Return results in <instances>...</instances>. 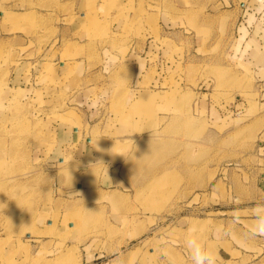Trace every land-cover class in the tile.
I'll return each instance as SVG.
<instances>
[{
    "label": "rangeland",
    "instance_id": "1",
    "mask_svg": "<svg viewBox=\"0 0 264 264\" xmlns=\"http://www.w3.org/2000/svg\"><path fill=\"white\" fill-rule=\"evenodd\" d=\"M79 1L0 0V232L14 234L17 219L28 212L36 216L53 210L57 224H74L80 244L87 243L86 251L68 253L76 263L87 252L96 256L90 264H140L146 259L193 264L186 240L194 235L211 251L214 264H219L214 252L219 253L224 238L243 253L232 256L238 264H264V93L252 63L225 57L185 60L176 48L170 60L155 62L158 69L142 84L167 89L154 94V101L170 106L155 109L154 116L141 107L137 121L131 109L121 107L125 96L120 92L110 93V101L97 88L83 93L89 108L80 111L89 118L87 133L84 126L81 133L93 139L115 138L119 132L129 139L111 174L113 203L105 198L88 201L92 205L70 203L77 197V181L67 186V172L62 183L56 173L49 176L47 169L63 168L57 158L49 159L58 149L55 130L64 115H72L69 107L81 90L65 89L58 76L60 62L84 51L67 39ZM145 1L140 0L139 12L145 7L171 9L162 0ZM249 17L251 24L264 23L263 12L250 11ZM94 30L95 39L105 36L104 26ZM38 61L46 64L35 72ZM25 62H31L21 76L28 91L15 90L11 79ZM78 62H71V73ZM88 62L94 71L96 60ZM109 82L113 78L108 76ZM65 159L66 166L72 162ZM102 202L108 208L99 207ZM111 212L121 220L110 221ZM237 232L249 248L239 246ZM137 243L144 252L124 256ZM121 247L128 251L119 256Z\"/></svg>",
    "mask_w": 264,
    "mask_h": 264
},
{
    "label": "crops",
    "instance_id": "2",
    "mask_svg": "<svg viewBox=\"0 0 264 264\" xmlns=\"http://www.w3.org/2000/svg\"><path fill=\"white\" fill-rule=\"evenodd\" d=\"M145 2L149 5V0ZM161 2L167 3L171 9L155 11L145 7L139 12L140 0H96L91 6L88 5V0H82L71 15L70 24L67 26V39L69 43L76 44L84 51L81 56H71L66 63L60 62L58 76L65 80L63 81L65 89L75 92L80 87L81 90L77 92L78 99L75 95L74 107H69L73 111L72 115L69 117L64 115L65 120H60L55 130L57 142L55 146L58 149L53 150L49 159L57 158L58 164L63 168L60 170L57 168L58 171L47 169L50 177L55 173L58 179L60 176V183L65 181L62 174L67 172V186L77 181L75 191L77 197L71 199L70 203L79 205L87 201L86 204L92 205L89 203L91 200L104 198L113 203L115 186L112 184L111 174L119 166L117 164L120 155L117 153L120 154L123 144L129 140L121 137L119 132L115 133V138L92 139L91 135L88 134L89 137L85 135L89 117L86 115L88 113L81 112L80 109L89 108V102L88 100L85 102L86 97L83 100V93L93 92L97 88L106 95V100L110 101V93L118 91L125 96L121 107L127 111L132 110L134 121H137L136 112H141V107L147 110V116H154L155 109L170 106V104L165 105L164 102H155L154 94L168 90L161 92L154 85L143 88L142 84L146 77L158 69L155 62L159 59L170 60L171 52L176 48L179 49V56L182 55L180 59L185 60H224L225 57L229 61L252 63L259 79L260 92L264 93V23L251 24L249 17L250 11L264 13V0H162ZM89 13L96 18L95 21H89ZM148 20L156 21L157 25L150 26ZM98 24L100 29L104 26L105 36L95 39L94 27ZM92 48L93 53L88 51ZM209 54L216 55L209 57ZM91 59L96 60L97 65L95 70L90 72L92 66L88 60ZM73 61L79 62L76 70L71 73L70 65ZM37 63L35 72H38L39 67L42 70L43 65L46 64L42 61ZM30 65L31 62L21 63L18 68L19 74L17 72L13 74L11 83L17 86L15 90L28 91L22 85L24 78L21 76L26 75L23 71H26ZM119 74L122 75L120 78ZM108 76L113 78V82L106 84ZM96 79L99 80L98 85H93L92 82L94 83ZM88 83L91 85L86 86ZM140 92L146 94L140 96L138 94ZM115 118L119 119L117 116ZM82 126L85 134L80 131ZM262 130L264 136V127ZM98 157L104 160H98ZM65 158L72 160L67 166L64 165ZM97 162L104 164L93 165ZM98 204L101 208L102 205L108 208V202ZM227 209L230 211V207ZM109 217L113 222L121 220L116 212H111ZM17 220L18 230H15L14 234L0 232V264H90L96 257L84 252L79 262L72 261V255L68 253L71 250L78 254L86 251L87 243L80 244V234L74 224L68 223V228L60 221L57 224L53 210H46L36 216L28 212ZM235 237L242 244H238L243 246L242 249L250 247L239 232ZM60 240L64 241L65 245L60 246ZM137 245L141 244H133L126 255L124 251L128 250L124 247L116 253L119 256L123 254L130 256L137 251L144 252V246ZM219 245L220 248H217L219 253L214 252L216 261L219 264H238L232 256H243V253L235 244L231 243L230 239L224 238ZM140 264H155V262L146 259Z\"/></svg>",
    "mask_w": 264,
    "mask_h": 264
},
{
    "label": "clouds",
    "instance_id": "3",
    "mask_svg": "<svg viewBox=\"0 0 264 264\" xmlns=\"http://www.w3.org/2000/svg\"><path fill=\"white\" fill-rule=\"evenodd\" d=\"M117 154L122 155L119 153ZM100 164H104V163L97 162L93 165H100ZM107 175H108V170H107ZM186 246L191 253V259L193 261V264H214L211 251L206 249L203 243L200 242L194 235L190 236L186 240Z\"/></svg>",
    "mask_w": 264,
    "mask_h": 264
}]
</instances>
